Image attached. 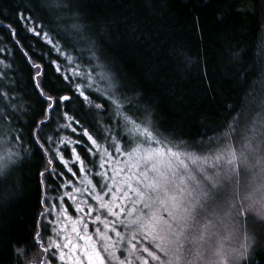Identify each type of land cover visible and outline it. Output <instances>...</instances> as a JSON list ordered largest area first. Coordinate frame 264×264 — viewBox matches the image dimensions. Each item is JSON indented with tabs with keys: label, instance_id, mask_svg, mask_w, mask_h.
Returning a JSON list of instances; mask_svg holds the SVG:
<instances>
[{
	"label": "snow or ice",
	"instance_id": "6c2138e0",
	"mask_svg": "<svg viewBox=\"0 0 264 264\" xmlns=\"http://www.w3.org/2000/svg\"><path fill=\"white\" fill-rule=\"evenodd\" d=\"M217 11L255 14L257 0ZM86 19L83 0H0V201L18 161L40 163L33 227L0 229V264H264V95L176 142L136 86L97 73Z\"/></svg>",
	"mask_w": 264,
	"mask_h": 264
},
{
	"label": "trees",
	"instance_id": "16d2710c",
	"mask_svg": "<svg viewBox=\"0 0 264 264\" xmlns=\"http://www.w3.org/2000/svg\"><path fill=\"white\" fill-rule=\"evenodd\" d=\"M230 2L83 0V14L94 27L92 38L98 41L103 66L97 71L100 68L104 76L123 77L136 86L160 131L169 138L183 133L176 142H191L190 137L199 141L198 132L221 122L228 105L247 103L254 88V102L264 95V6L257 0L255 14L232 13L221 22L217 9ZM246 3L250 6L251 0ZM194 16H199L202 31L193 29ZM13 67L26 85L27 76L20 71L23 63L17 60ZM241 69L248 72L247 84ZM26 92L30 89L14 94L18 104L32 103ZM39 167L31 157L22 158L15 167L12 194L0 201V229L7 238L25 237L33 227L39 209Z\"/></svg>",
	"mask_w": 264,
	"mask_h": 264
},
{
	"label": "rangeland",
	"instance_id": "374dc122",
	"mask_svg": "<svg viewBox=\"0 0 264 264\" xmlns=\"http://www.w3.org/2000/svg\"><path fill=\"white\" fill-rule=\"evenodd\" d=\"M97 73H100V74H102L101 72H100V68L98 69V71H97ZM103 75V74H102ZM104 76V75H103ZM105 78H107V74L104 76ZM52 195V193L50 194V196Z\"/></svg>",
	"mask_w": 264,
	"mask_h": 264
}]
</instances>
